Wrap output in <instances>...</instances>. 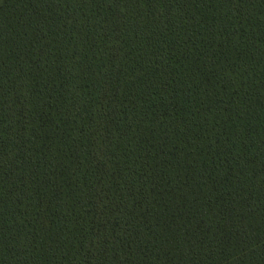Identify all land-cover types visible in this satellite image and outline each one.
Instances as JSON below:
<instances>
[{"label":"trees","instance_id":"16d2710c","mask_svg":"<svg viewBox=\"0 0 264 264\" xmlns=\"http://www.w3.org/2000/svg\"><path fill=\"white\" fill-rule=\"evenodd\" d=\"M0 264H264V0H0Z\"/></svg>","mask_w":264,"mask_h":264}]
</instances>
